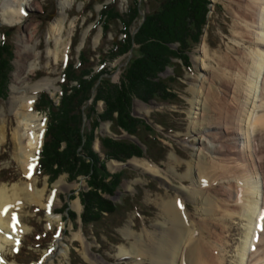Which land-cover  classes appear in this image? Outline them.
<instances>
[{
  "label": "rangeland",
  "instance_id": "1",
  "mask_svg": "<svg viewBox=\"0 0 264 264\" xmlns=\"http://www.w3.org/2000/svg\"><path fill=\"white\" fill-rule=\"evenodd\" d=\"M59 1L32 0V9L23 10L22 24L35 32L31 42L36 44L35 53L38 57V65L34 69L35 71L30 73L29 82L34 83L40 79L52 80L56 89L54 91L46 90V92L48 91L50 98L57 101L60 95V73L67 60H77L78 52L82 49L86 54L91 55L90 64L93 65L94 71L105 67L106 71L109 72L110 80L117 83L123 67L131 57V54L128 53L113 61H108L106 58L111 43L121 37L120 25L118 23L113 24L107 36H103L100 25L94 26L102 4L108 3L110 0H73L72 4L66 8L65 14L60 11ZM142 1L145 3L143 10L148 11V4L153 0H149L150 2L148 0ZM208 1L206 14L208 20L203 27L200 40L186 52L189 67L184 64H181L180 68L175 67L179 77L169 81L170 92L177 95L175 101L171 103L149 99L145 102L134 98L131 104V115L151 123L156 130L157 139L162 144L161 149H165L166 152L163 155L156 154L158 157H155L154 154L151 156L145 151V146L141 145L144 151L141 157L133 156L125 162L114 159L106 160L105 166L109 173L118 172L123 168L127 170L114 194L102 195L111 203L121 205L119 212L111 214L112 216L107 214L103 226L97 225L96 227L90 225L84 228L81 224L80 213L83 206L79 197L81 192H86L89 189L86 185L85 176L81 175L70 180L67 178V174L61 173L54 180H48L47 175L37 174L35 168L28 175L14 158L15 139L13 133L16 127H19L10 108V97L13 76L19 69L16 49L20 30L18 24L11 25L2 22L0 39L4 28H12L10 42L13 45V58L6 96L0 98V138L3 137L2 134L5 137L4 140L0 139V141L2 140L0 143V171L5 172L4 180L0 179V183L6 186L15 183L19 186L27 184L38 190L43 189L44 193L41 200L42 204L22 205V202H19L10 207L9 212L17 216L21 229L17 230L18 232H11L10 228L0 229V232H7V234L5 233L6 236L16 240L13 245L0 242L2 248L0 250V264H154L152 252L143 254L144 251L151 249L152 245L161 237L168 238L167 234L171 230L172 224L161 205L169 199H174L179 203L181 211L186 214L184 217L186 225L189 223L191 226H189V230H192L191 238L196 237L194 221L203 214L200 213L201 199L213 195V185H207L206 180H203L202 185L200 184V179L203 177L200 178L197 174L196 162L200 159L201 162L203 161L202 165L209 170L215 166L218 168L220 165L218 159H213L214 155L208 150L210 140L206 137L207 128L199 123L198 113L200 110L198 108L203 91L205 89L210 91L208 81L210 74L207 76L205 70H211L210 73L213 75L211 78L214 77L216 81L218 78H223V81L227 78L232 80V73H229V69H223L218 65V57L232 49H238L241 53L242 51L250 52L252 49L257 50L260 46H256L247 40L244 41L236 34L238 28L234 27L235 24L239 23V13L244 11L245 3L248 0ZM2 2L3 0H0V3ZM16 2L19 1L16 0ZM129 2L130 0H117L119 11L125 12ZM160 4L161 0H155L152 2V7H159ZM64 15V27L59 37L61 40L59 48L61 51L65 46V51L57 52L55 55L57 43L56 36L51 33V23L55 18ZM135 31L136 29L133 30V33ZM78 35L79 42L72 49V38H77ZM176 47L177 43L171 45L173 49ZM172 61L181 63L175 58ZM173 70L174 66H168L159 75L162 78L173 76ZM243 82L240 83L243 85ZM24 84L22 82L21 86ZM200 85H204L203 91H201ZM243 88H246V84L243 85ZM230 90L232 93V88ZM39 92L28 93L27 95H34L36 99ZM211 92L212 99L210 97V102L213 101V117H217L216 120L220 121H223L225 117L228 119L230 116L228 113L232 112L228 105L238 109L235 99H231L230 92L226 94L220 86L215 90L212 89ZM251 94L254 95V93ZM253 104L249 101L247 105L253 109ZM95 108L97 112H101L103 110L102 102L98 101ZM32 112H35L40 122H43L44 132L46 126L44 112L34 110L33 106ZM160 123H164L165 127H162ZM111 129V121H99L98 128L94 133H97L98 136H108L114 139L127 138L133 141L129 138L132 136L136 142L139 141L124 130H120L116 134ZM198 139L205 142V148L204 146L201 148ZM26 143V139H24L23 146L25 145L27 148ZM93 149L99 153L100 157L103 156L98 138H95L93 142ZM39 150L40 146L37 151L32 153L36 159ZM134 158L148 162L156 169V174L151 175L141 167L132 166L129 162ZM110 162L114 163V169L110 168ZM223 166L227 170H217L219 174V177L216 178L217 181L224 178L236 186H241L237 173L231 171L233 169L232 164L227 162V165ZM204 179L208 180V177L206 176ZM224 194L221 197L226 198L227 195ZM64 203L67 209L61 211ZM75 204L78 205L77 208ZM106 224L109 228L105 227ZM246 224L243 218L230 214L227 215L225 221H221L220 224L215 223L214 226L210 227L207 234L209 238L220 235L227 239L226 244L222 246L225 247L224 250L226 249L223 255L226 256V260H230L227 264H237L232 256L233 254L237 256L236 245H238L241 231ZM226 228L229 230L226 231ZM39 229L42 230V238L31 236L33 232L39 233ZM229 237L232 239L230 240ZM137 245H141V247L138 248L137 253H133L132 247ZM184 247V245L179 247L178 256ZM222 247L219 246L220 249H223ZM121 248L128 251V254L120 255ZM19 249L22 252L16 254ZM73 251L75 255L72 254Z\"/></svg>",
  "mask_w": 264,
  "mask_h": 264
},
{
  "label": "bare ground",
  "instance_id": "2",
  "mask_svg": "<svg viewBox=\"0 0 264 264\" xmlns=\"http://www.w3.org/2000/svg\"><path fill=\"white\" fill-rule=\"evenodd\" d=\"M18 1L17 3L16 0H3L0 3V21L11 25L18 24L20 30L16 49L19 69L13 76L10 108L19 127H16L13 133L15 139L14 158L24 169V172L29 175L36 165V156L32 153L37 151L41 145L44 124L40 122L38 115L32 112L35 96L27 94H34L41 90L50 91L51 89L54 91L56 88L52 80L49 79L29 82L30 73L34 72L38 65V57L35 53L36 44L31 42L35 32L22 24V18L23 10L32 9V0ZM72 1H59L61 13H66V8L72 4ZM248 2L245 3L244 11L239 13V23L234 27L238 28L236 34L240 38L252 42L256 46L260 45L259 49L241 53L238 49H232L219 56L218 65L223 69H229V73H232V80L227 78L223 81V78H218L216 81L214 77L211 78L213 76L210 73L211 70H205L207 76L210 74V80H208L210 91L206 89L203 91L204 85H200L201 91L204 93L198 108L200 110L198 113L199 123L207 128L206 137L210 140L208 150L214 155L213 159H218L220 162L219 167H222H210L211 170H209L202 165L203 161L201 162L199 159L196 162V170L198 176L203 177L200 179V184L202 185L203 180H206L207 185H213L214 193L212 192L211 197L201 199L200 213L203 214L194 221L196 237L193 239L190 235L192 231L189 230L190 225L185 223L186 214L181 211L179 203L174 199L162 203L161 206L169 218L172 228L167 234L168 238L161 237L152 245L151 249L144 251L143 255L149 251L153 253L154 264H227L230 260H226V256L223 255L226 249L224 250L225 247H222L226 244L227 239L220 235L209 238L207 234L211 226L225 221L227 215L230 214L238 215L247 223L242 229L241 238L236 245L237 256L231 255L232 259L237 264H264V219H262L264 217V0H248ZM64 18L65 15L57 17L51 23V33L56 36L57 43L55 55L57 52L65 51V46L61 51L59 48L61 46L59 37L64 27ZM204 52L206 54V51ZM214 81L215 83L212 84ZM22 82L25 84L21 86ZM240 82H243V85L246 84V88H243ZM219 86L226 94L232 88L233 92H230L229 96L231 99H235V103L238 105V109L228 105L232 112L228 111L230 116L228 119L225 117L223 121L213 117V101L210 102L212 99L211 90H215ZM249 101L254 103L253 109L248 107ZM2 135L3 137L0 139L4 140V134ZM24 139H26L27 148L25 145L23 146ZM198 142H200L201 148L205 145L204 141L198 139ZM227 162L232 164L231 171L237 173L241 186H236L224 178L217 181L216 178L219 177L217 170H227L223 166L227 165ZM129 163L134 167L143 168L151 175L157 172L144 160L142 162V160L134 158ZM109 166L111 169L115 167L113 162H110ZM206 176L208 180L204 179ZM43 191V189L38 190L27 184L19 186L15 183L6 186L0 183V229L10 228L11 232L19 231L21 229L19 221L15 214L9 212L10 207L19 202H22V205L42 204ZM223 193L227 195L226 198L221 197ZM75 207L77 208L78 205L75 204ZM220 230L223 231V229ZM228 230L226 228V231ZM5 233L7 234V232H0V242L6 245L15 244L16 240L6 236ZM229 239L231 240L232 237ZM183 245L185 247L178 256L179 247ZM219 246L223 249H220ZM139 247L141 245L132 247V252L137 253ZM119 253L125 255L128 254V251L121 248Z\"/></svg>",
  "mask_w": 264,
  "mask_h": 264
},
{
  "label": "trees",
  "instance_id": "3",
  "mask_svg": "<svg viewBox=\"0 0 264 264\" xmlns=\"http://www.w3.org/2000/svg\"><path fill=\"white\" fill-rule=\"evenodd\" d=\"M152 2L148 4V11H144L142 0H130L126 11L120 12L117 0H110L103 3L98 11L94 26L100 25L103 36H107L113 24L120 25L121 37L111 43L106 53L107 60L131 54L117 83L110 80L105 67L94 71L90 64L91 55L81 49L77 60H67L60 73L61 93L57 102L44 91L34 102V110L44 112L47 117L36 172L47 175L48 180H54L61 173L67 174L70 180L81 175L86 177L89 189L81 192L79 197L83 206L80 219L84 228L103 226L107 214L119 212L121 206L102 195L114 194L127 169L109 173L106 160L125 162L133 156L141 157L144 153L141 145L151 156L166 152L161 149L162 144L151 123L131 115V104L134 98L145 102L149 99L175 101L177 95L170 92L169 81L179 77L175 67L180 68L181 64L189 67L186 52L199 42L208 20V0H161L156 8L152 7ZM11 31L12 28L6 27L1 33L0 98L6 96L12 70ZM78 42L79 35L72 38V49ZM175 43L177 47L171 48ZM174 58L181 63L172 61ZM168 66H174L173 76L160 77L159 73ZM98 101L103 104L101 112L95 108ZM99 121H111L113 133L124 130L135 136L140 144L127 138L98 136L94 132ZM160 125L165 127L164 123ZM95 138L99 140L103 157L93 149ZM4 175L1 170V180H4ZM66 209L64 203L61 211ZM105 227L109 228L108 224ZM39 231L41 235L42 230Z\"/></svg>",
  "mask_w": 264,
  "mask_h": 264
},
{
  "label": "water",
  "instance_id": "4",
  "mask_svg": "<svg viewBox=\"0 0 264 264\" xmlns=\"http://www.w3.org/2000/svg\"><path fill=\"white\" fill-rule=\"evenodd\" d=\"M1 24H2V22L0 21V25H1ZM129 138L132 139L133 141H135V140L132 138V136H130Z\"/></svg>",
  "mask_w": 264,
  "mask_h": 264
},
{
  "label": "snow or ice",
  "instance_id": "5",
  "mask_svg": "<svg viewBox=\"0 0 264 264\" xmlns=\"http://www.w3.org/2000/svg\"><path fill=\"white\" fill-rule=\"evenodd\" d=\"M262 219H264V217H262Z\"/></svg>",
  "mask_w": 264,
  "mask_h": 264
}]
</instances>
